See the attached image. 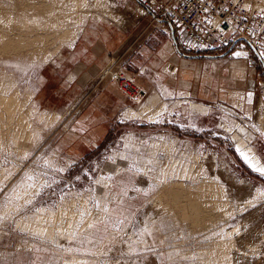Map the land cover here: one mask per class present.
I'll use <instances>...</instances> for the list:
<instances>
[{
    "label": "rangeland",
    "instance_id": "1",
    "mask_svg": "<svg viewBox=\"0 0 264 264\" xmlns=\"http://www.w3.org/2000/svg\"><path fill=\"white\" fill-rule=\"evenodd\" d=\"M136 7L0 0V264H264V59L221 60L257 69L252 113L199 90L133 104L99 76Z\"/></svg>",
    "mask_w": 264,
    "mask_h": 264
},
{
    "label": "built area",
    "instance_id": "2",
    "mask_svg": "<svg viewBox=\"0 0 264 264\" xmlns=\"http://www.w3.org/2000/svg\"><path fill=\"white\" fill-rule=\"evenodd\" d=\"M133 1L143 11L139 24L142 19L145 23L137 30L132 45L161 30L180 49L184 47L182 41L187 40L198 52L225 57L242 45L246 52L264 59V13L256 8L255 0ZM132 45L105 65L99 80L111 82L133 104H140L147 91L125 66Z\"/></svg>",
    "mask_w": 264,
    "mask_h": 264
},
{
    "label": "crops",
    "instance_id": "3",
    "mask_svg": "<svg viewBox=\"0 0 264 264\" xmlns=\"http://www.w3.org/2000/svg\"><path fill=\"white\" fill-rule=\"evenodd\" d=\"M149 39L126 66L144 87L157 93L170 89L193 95L199 90L204 99L216 98L231 104H236L233 101L237 100L236 105L242 112L252 113L257 69L249 59H230L222 63L224 57L198 52L187 40L182 41L184 47L177 48L161 30ZM113 53L114 50L105 46L100 63L109 60ZM214 77L220 79L218 85L214 83Z\"/></svg>",
    "mask_w": 264,
    "mask_h": 264
},
{
    "label": "snow or ice",
    "instance_id": "4",
    "mask_svg": "<svg viewBox=\"0 0 264 264\" xmlns=\"http://www.w3.org/2000/svg\"><path fill=\"white\" fill-rule=\"evenodd\" d=\"M236 55H240V53H236ZM241 155L243 156L244 154L241 153ZM245 159L247 160L248 158L245 156ZM254 167V166H253ZM255 170L257 172H260L261 174H264V168H255Z\"/></svg>",
    "mask_w": 264,
    "mask_h": 264
}]
</instances>
